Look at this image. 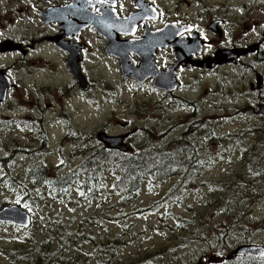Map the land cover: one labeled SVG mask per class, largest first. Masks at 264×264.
<instances>
[{"label": "rangeland", "instance_id": "374dc122", "mask_svg": "<svg viewBox=\"0 0 264 264\" xmlns=\"http://www.w3.org/2000/svg\"><path fill=\"white\" fill-rule=\"evenodd\" d=\"M176 1L179 9L195 11L188 14V21L200 23L205 18L210 25L217 23L221 37L215 33L216 29L202 35L210 51L215 46L220 48L221 61L229 62L228 58H232L223 52L227 43L248 49L246 44L261 40L264 49V0L248 3L247 0H162L155 3L162 9V22L176 17V10L171 6ZM150 21L154 27L155 20ZM83 39L89 43L81 63L82 77L88 84L86 89L79 86L67 72L63 58L47 44L35 53L33 62H28L21 73L23 94L17 95L20 100L11 98L0 109L2 112L13 109L4 115L17 122V129L0 139V178L4 174L1 159L11 152L15 154L10 178L0 181V208L21 205L31 216L26 232L0 224V264H21L15 258L21 260L24 251L35 249L34 246L50 245V250L55 249L58 223L76 238L70 244L69 255L89 264L99 263L92 249L103 243L116 250L114 264L127 263L138 255L144 258L145 254L154 252V264H215L223 258L221 247L229 254L243 244L264 246V196L253 199L254 192L248 190L251 184L253 190L264 185L254 180L259 172L242 156V151L248 152L252 146L254 125L264 129L254 113L255 107L261 104L264 114V62L251 57L252 50H249L240 61L242 67L223 66L208 73L185 70L179 90L174 95H166L150 85L123 77L118 62L99 52L102 43L95 35ZM39 59L42 62H37ZM245 65L251 66V70ZM28 114L34 118L28 119ZM196 121L205 131L214 128L217 137L239 132L236 141L240 150L231 158L216 160L195 181L185 199L174 201L170 209L162 205L155 211L145 210L163 198L174 186V179L145 183L133 198H126L124 192L112 191V184H100L93 192L83 193L76 183L69 196L61 198L49 189L23 195L16 188L37 157L53 177L77 169L85 154L96 147V134L100 132L107 137L128 133V146L132 150L135 144L132 137L143 133L144 126L154 135L158 130H166L168 140ZM126 123L127 128L122 126ZM258 142L262 153L257 160L263 161L264 170V149L262 141ZM44 153L48 156L41 158ZM250 174L253 179L244 180L246 184L239 193L236 178Z\"/></svg>", "mask_w": 264, "mask_h": 264}, {"label": "flooded vegetation", "instance_id": "af4514ba", "mask_svg": "<svg viewBox=\"0 0 264 264\" xmlns=\"http://www.w3.org/2000/svg\"><path fill=\"white\" fill-rule=\"evenodd\" d=\"M74 1L75 8L63 9ZM155 3H162V0H0V75L6 78L5 85H9L5 101L0 103V109L11 98L20 100L17 95L23 94L21 73L25 71L28 62H33L35 53L42 51L47 44L63 58L67 72L80 87L83 88L82 83L88 87L82 77L81 63L89 44L83 38H88L90 34L95 35L96 40L102 43L99 52L118 62L119 70L120 61L132 64L135 70L133 72H139L144 77H151L155 71L161 73L170 70L179 85L185 70L208 73L215 71L214 69L220 70L224 65L242 67L240 61L247 56L249 50H252L251 57L264 62V49L260 40L257 43L246 44L248 46L245 48L248 49L228 46L227 43L223 52L227 56L232 55V58H228L230 61L225 64H216L220 58V48L215 46L210 51L209 43L202 34L205 35L210 29H216L215 33L221 37L222 32L217 23L210 25L205 18L200 23L188 21L186 18L188 14L195 11L179 9L177 1L171 4L176 10V17L162 22V9ZM85 17L91 19L92 25ZM76 18H79L76 23L69 25V22ZM151 19L156 22L154 27H151ZM98 24L106 27V38L103 37V28H95ZM146 33L150 35L155 33V37L149 38ZM240 41L236 40L238 43ZM143 59L151 60L154 67L152 71L144 68ZM70 60L76 63L77 72L69 69L67 63ZM37 62L42 60L39 59ZM205 62H212L211 68H203ZM244 67L251 70L249 65ZM124 71L129 73L132 70L128 67ZM256 73L255 71L254 75ZM152 82L151 79L146 80L144 85L152 87ZM250 85L249 83L250 90L254 91ZM12 111L13 109L9 108L4 112ZM4 112L0 111V128L5 126L6 129L0 139L6 138L9 131L12 133L17 129V122L10 120Z\"/></svg>", "mask_w": 264, "mask_h": 264}, {"label": "trees", "instance_id": "16d2710c", "mask_svg": "<svg viewBox=\"0 0 264 264\" xmlns=\"http://www.w3.org/2000/svg\"><path fill=\"white\" fill-rule=\"evenodd\" d=\"M145 109L150 112L149 108ZM254 113L259 121L264 124V118L257 114L256 107ZM141 132L143 133L132 137V142L135 144L128 153L110 151L103 144L98 143L94 149L85 154L82 165L77 169L62 176L49 177L46 168L39 164V166H34L29 170L24 181L18 184L16 188L21 189L23 195H29L32 191L38 189H49L55 197H65L69 196L76 183H79L83 193L93 192L100 184L106 186L112 184V191L124 192L126 198H133L138 195L145 183H162L174 179V186L163 198L145 210L155 211L162 205H167L170 209L174 201L178 202L185 199L187 192L192 189L195 181L208 172L214 166L216 160L231 158L240 150L236 141L239 132L223 138L222 136L217 137L214 128L205 131L199 121L189 124L183 131H179L175 136L169 137L168 140H166L167 131L163 129L158 130L157 134L154 135L150 128L144 126ZM253 133L255 136L252 139V146H249L248 152L242 151V156L258 170L259 175L255 176L254 180L264 185L263 161L259 162L257 160L262 153V149L258 146L259 140L262 141L264 149V129L254 125ZM140 136L143 139L139 140ZM128 140L129 137L125 145L129 148ZM260 149L261 151H259ZM10 176L8 172H5L0 181L7 180ZM236 179L240 186L238 192L241 193L246 184L244 180H251L253 177L250 174ZM109 181H111L110 184ZM219 185L225 186L224 183H219ZM253 189L251 184L248 190L254 192L252 193L253 199H259L258 197L261 199L264 196V187L257 190ZM3 206L1 205V207ZM246 207L245 205V211L248 208ZM12 227L15 228V225H12ZM29 227L20 230L26 232ZM56 227L58 245L55 249L50 250V245L43 248L34 246L37 250L32 248L24 251L21 260L13 256L17 263L89 264L87 260L82 261L77 256L69 255L70 244L76 238L65 230L62 223L56 224ZM89 238L93 239L90 236ZM26 243L31 245L30 242ZM122 244L124 243L122 242ZM213 249H216V247ZM224 249V247L220 248L222 257L228 255L225 254ZM92 252L99 258L98 264H114L116 250L113 247L109 248L104 243L101 245L96 244ZM155 255V252L145 254L144 258L138 255L134 260L121 264H142L145 261L154 264ZM215 264H264V258L243 257L228 261L223 260L221 263Z\"/></svg>", "mask_w": 264, "mask_h": 264}, {"label": "water", "instance_id": "95a60500", "mask_svg": "<svg viewBox=\"0 0 264 264\" xmlns=\"http://www.w3.org/2000/svg\"><path fill=\"white\" fill-rule=\"evenodd\" d=\"M146 62L148 63V61H143V64L145 65V67H147L149 64V63L147 64ZM220 62H225V61H220ZM204 66H208V65L204 64ZM138 74L139 73H136V72H133V73L129 72V75H131L133 78H135L137 81L140 82L145 77L141 76L140 74L138 75ZM155 75H153L155 79V86L166 88L167 85H169V82H170L169 74L167 75V73H165L162 75H157V74ZM159 76H160L161 82L158 81L159 82L158 83L156 79L158 80ZM163 83L166 84V87L163 86ZM175 89H176V85L169 86L167 88V91H172ZM261 107L262 106H258V111H259V114L264 117V114L261 111ZM97 139L111 149H117V150H120L121 152H124L126 150V147L122 144V141L124 139L123 136L122 137H107L104 134L100 133L98 134ZM116 139L118 140V142ZM0 223H3V224L10 223L15 226H20L22 228H28L30 225V216L28 213L23 211L20 206L5 207L0 210ZM242 257L264 258V246L240 245L237 248H235L228 256H225V260L228 261V260H232L235 258H242Z\"/></svg>", "mask_w": 264, "mask_h": 264}, {"label": "bare ground", "instance_id": "6f19581e", "mask_svg": "<svg viewBox=\"0 0 264 264\" xmlns=\"http://www.w3.org/2000/svg\"><path fill=\"white\" fill-rule=\"evenodd\" d=\"M261 166V165H260Z\"/></svg>", "mask_w": 264, "mask_h": 264}]
</instances>
